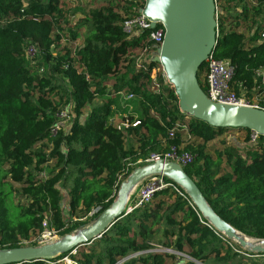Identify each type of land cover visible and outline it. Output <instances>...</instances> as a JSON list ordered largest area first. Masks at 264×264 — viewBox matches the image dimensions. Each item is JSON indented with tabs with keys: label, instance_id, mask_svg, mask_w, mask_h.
Listing matches in <instances>:
<instances>
[{
	"label": "trees",
	"instance_id": "obj_1",
	"mask_svg": "<svg viewBox=\"0 0 264 264\" xmlns=\"http://www.w3.org/2000/svg\"><path fill=\"white\" fill-rule=\"evenodd\" d=\"M100 1L72 26L77 13L64 0H0V250L38 237L48 215L61 238L76 234L112 205L121 184L146 166L142 160L172 149L190 154L184 173L222 221L246 238L264 240V137L253 141L249 129L215 128L182 113L170 84L153 91L156 63L148 71L135 66L142 50L153 49V30L129 38L122 28L146 0ZM216 16L213 57L234 65L231 85L238 95L264 96V0H216ZM30 45L38 49L45 74L28 66ZM206 70L204 63L198 71L203 91ZM123 92L133 96L127 102L136 100L137 118L118 129L109 117ZM63 110L71 124L52 136ZM176 124L188 133L170 137ZM230 132L242 135L243 148L231 143ZM175 185L185 197L162 189L100 238L51 261L63 264L57 261L70 256L77 264H264L256 257L264 254L236 252L242 247ZM156 246L187 259L154 251Z\"/></svg>",
	"mask_w": 264,
	"mask_h": 264
},
{
	"label": "water",
	"instance_id": "obj_2",
	"mask_svg": "<svg viewBox=\"0 0 264 264\" xmlns=\"http://www.w3.org/2000/svg\"><path fill=\"white\" fill-rule=\"evenodd\" d=\"M139 12L151 22H160L165 35L156 48L153 63L161 64L173 86L182 113L202 120L215 128L249 129L264 137V110L248 106L211 102L198 82V71L207 62L217 42L216 0H146ZM164 174L183 188L193 204L209 222L244 249L264 254V240L252 246L245 237L222 221L206 204L183 168L173 162H156L135 169L119 189L117 199L89 226L61 240L42 246L0 250V264L51 261L62 253L72 252L100 238L113 223L127 214L131 190L143 179ZM248 250V249H247Z\"/></svg>",
	"mask_w": 264,
	"mask_h": 264
},
{
	"label": "built area",
	"instance_id": "obj_3",
	"mask_svg": "<svg viewBox=\"0 0 264 264\" xmlns=\"http://www.w3.org/2000/svg\"><path fill=\"white\" fill-rule=\"evenodd\" d=\"M142 9V8H141ZM152 22L141 12L129 18H125L122 22L123 31L129 38H135L140 35L142 32L152 29ZM152 33L150 34V40L153 43V49L145 48L142 50L137 57L135 58V66L138 70L148 71L151 62L153 61V57L156 55V48L160 47L164 35L165 29L162 23L157 22L156 27L152 29ZM217 35L218 31L216 30ZM261 40L264 41V32L261 34ZM35 50V51H33ZM31 52L38 53V49L30 45L26 48V55ZM35 54V55H36ZM34 56V55H33ZM207 70L205 74V95L206 97L214 103L220 104H231L238 106H248L252 108H257L264 110V96L257 94L253 97H248L245 94L238 95L232 88L231 82L234 75V65L228 59L226 60H217L213 57V54L209 56L207 59ZM260 74L264 75V72H260ZM150 76L152 79V90L160 93L165 86H168L170 83L166 77L164 68L161 64H157L151 69ZM171 85V84H170ZM132 95H128L125 97L126 101L132 99ZM69 110H63L58 114V120L53 127L51 134L55 136L59 130L63 128V125L67 119L70 118ZM129 120H123L121 123L116 124L118 129L127 128L129 126ZM175 131H184L188 133V128L184 124H176V126L169 131L170 137H173ZM259 135L253 133L252 140L255 141ZM191 160V156L188 153L179 154L175 149H172L170 152L165 154H152L149 158L142 160L143 163L147 165L154 164L156 162H173L180 165L182 168ZM43 177L46 178V174L43 173ZM169 178L164 174H155L151 175L143 180L141 183L133 201H128L126 206L127 213L132 212L133 210L142 207L145 203L149 202L153 195L165 188H172L176 192H178L181 196L184 194L180 191V189L175 185L174 181H169ZM174 182V183H173ZM185 197V196H184ZM66 207V208H65ZM64 210L68 211L67 206L64 204ZM42 232L38 237H32L28 240H23L20 242L22 247L30 246L31 244H38L37 246H42L45 244H50L58 240V232L52 226V218L51 215H48L42 223ZM225 237H227L224 233H222ZM228 238V237H227ZM224 239V238H223ZM231 247L232 244H230ZM154 251H161L166 253L175 254L178 257L186 258V256L163 248L161 246H156ZM236 252L241 253L247 257L249 255L244 251L235 249ZM76 250L72 251V254H75ZM137 255V254H136ZM136 255L132 256L135 257ZM47 264H54L52 261H45ZM57 263L63 264H77L70 256H66Z\"/></svg>",
	"mask_w": 264,
	"mask_h": 264
},
{
	"label": "rangeland",
	"instance_id": "obj_4",
	"mask_svg": "<svg viewBox=\"0 0 264 264\" xmlns=\"http://www.w3.org/2000/svg\"><path fill=\"white\" fill-rule=\"evenodd\" d=\"M64 4H65V8L66 9H71L72 11H75L77 14L74 16V18H71V24L73 26V24L82 17V15L87 12L89 9L94 8V7H99L101 6L102 2L100 0H64ZM69 41L64 40L63 45H67ZM81 42V41H80ZM80 44V43H79ZM35 51V50H33ZM36 52H31L30 54H28V66L30 68H32V70L34 72L40 73V74H45L47 72L46 68L43 65V61L41 60L40 55H35ZM34 55V56H33ZM128 96V94L126 92H123L121 94H119L117 96V100H118V105L116 107V110L114 111V113L111 114V116L109 117V119L113 116H115L119 123H121L123 120H127L129 118H137V114L135 113L137 111V102L136 100L134 101H130L127 102L125 100V97ZM133 100V99H132ZM133 115V117H132ZM108 119V120H109ZM71 119H67L63 125V129H67L69 127V125L71 124ZM228 138L232 141H230L232 144H235L236 146H238L239 148H241L239 142H243V138L240 137L239 134L230 132L227 133ZM142 161L139 159L136 164H140ZM135 163H131V166L136 165ZM144 180V179H143ZM143 180H141L130 192L129 197H128V201H133L134 197L141 185V183L143 182ZM62 193L64 194L66 200H67V196H66V192L65 190H62ZM19 199L17 198L16 201H18ZM65 200V199H64ZM65 200V201H66ZM66 208V207H65ZM67 213V211H65ZM78 233V232H77ZM76 233V234H77ZM73 234V235H76ZM62 238L60 236H58V240H61ZM234 242L235 239L232 238ZM246 242H248L249 244H251L252 246H256L258 244H260L259 240H255V239H251V238H246L245 237ZM237 243V242H236ZM238 244V243H237ZM164 248V247H163ZM243 249V248H242ZM248 250L251 248H247ZM245 250V249H244ZM161 252V251H158ZM257 260H262L264 259V257L262 256H256ZM183 262L181 260H179L178 264H182Z\"/></svg>",
	"mask_w": 264,
	"mask_h": 264
},
{
	"label": "crops",
	"instance_id": "obj_5",
	"mask_svg": "<svg viewBox=\"0 0 264 264\" xmlns=\"http://www.w3.org/2000/svg\"><path fill=\"white\" fill-rule=\"evenodd\" d=\"M116 117L115 116H113V117H111L110 118V122L112 123H115V124H118L119 122H117L118 120L117 119H115ZM236 134H239L240 135V137L242 138V135L240 134V133H236ZM239 144H240V146H241V148H243L244 146H243V142H239ZM65 200H66V198H65ZM64 200V203L67 201H65Z\"/></svg>",
	"mask_w": 264,
	"mask_h": 264
}]
</instances>
